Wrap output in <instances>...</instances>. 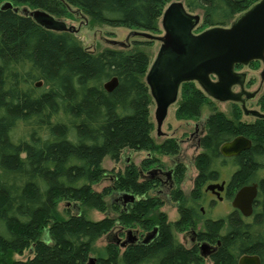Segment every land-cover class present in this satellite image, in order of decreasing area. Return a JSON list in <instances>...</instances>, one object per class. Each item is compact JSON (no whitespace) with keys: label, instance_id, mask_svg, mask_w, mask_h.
<instances>
[{"label":"trees","instance_id":"obj_1","mask_svg":"<svg viewBox=\"0 0 264 264\" xmlns=\"http://www.w3.org/2000/svg\"><path fill=\"white\" fill-rule=\"evenodd\" d=\"M3 1L56 18L76 9L99 24L145 31H159L169 3L183 1L189 12L202 11L200 33L229 26L260 0H0V264H87L92 254H97V264H204L198 247L186 249L177 234L198 226L205 185L224 176L229 197L255 182L259 192L252 216L233 209L199 230L201 239L220 242L211 264H239L244 254L259 255L264 264V118L244 122L237 106L232 119L213 109L200 139L203 150L195 159L192 196L185 197L180 187L175 190L181 217L168 221L159 211L163 201L152 194L155 179L143 175L160 162L157 157L139 167L131 162L113 175L103 165L106 158L119 161L127 149L171 156L180 152L174 138L157 143L152 136L148 53L134 47L95 54L72 31L47 29L31 13L1 8ZM114 77L118 85L108 91L105 85ZM179 95L180 112L195 118L214 102L196 81L183 82ZM239 135L252 140L251 148L224 156L221 146ZM185 172L181 163L178 183ZM108 176L113 183L96 190ZM116 194H133L137 200L123 209ZM91 210L118 215L96 220ZM119 224L149 231L159 226V231L149 244L122 246L115 240L96 249L97 241ZM25 251L32 256L14 258Z\"/></svg>","mask_w":264,"mask_h":264},{"label":"water","instance_id":"obj_2","mask_svg":"<svg viewBox=\"0 0 264 264\" xmlns=\"http://www.w3.org/2000/svg\"><path fill=\"white\" fill-rule=\"evenodd\" d=\"M1 8H14L11 2H5ZM17 11V8H14ZM31 15L40 25L56 31H74L63 20L49 12L36 9ZM202 19L200 14L188 11L183 1H173L166 7L161 24L165 31L156 59L151 64L146 76L152 97L156 103L155 119L159 133L168 115L169 107L177 102L183 82L196 81L212 99L227 102H241L244 114L264 118V113L247 107V101L256 97L258 90L245 89L248 73L236 70L237 65H249L255 60L262 61L261 79L264 81V0L252 5L240 14L229 26L210 27L195 33ZM215 77L216 79H213ZM118 85L114 77L105 88L113 91ZM239 85L241 90H233ZM252 140L244 135L225 142L221 153L226 157H235L250 149ZM151 172V171H150ZM225 183L210 184L207 190H223ZM135 200L133 194L125 195ZM258 196V184L241 187L232 201V206L243 216L250 217L254 212ZM125 200L129 199L125 197ZM132 231H129L131 234ZM158 228L148 233L141 244H149L157 238ZM137 237L128 236L122 246L128 245ZM203 256H209V244H202ZM87 264H97L91 257ZM239 264H261L256 254H244Z\"/></svg>","mask_w":264,"mask_h":264},{"label":"rangeland","instance_id":"obj_3","mask_svg":"<svg viewBox=\"0 0 264 264\" xmlns=\"http://www.w3.org/2000/svg\"><path fill=\"white\" fill-rule=\"evenodd\" d=\"M10 1H3L1 4ZM18 9L21 12L31 13L34 9L26 6L25 4H19ZM193 14H200L202 16V11L196 10L192 11ZM59 20H63L67 23L69 27H73L74 36L83 44L85 48L89 51H92L95 54L102 52L107 48H116V49H132L138 47L145 50L150 56L151 64L156 59L157 53L161 46V41L158 37H163L165 31L162 27L161 20L159 23V31H145L136 28H126L123 26H112L107 24H99L91 20L90 17L80 14L76 9L69 15L63 17H57ZM202 23V19L201 22ZM200 25V24H199ZM198 25V26H199ZM198 28V27H197ZM197 33V30H194ZM142 42L140 44H137ZM147 42V43H146ZM146 43V44H145ZM252 63V62H251ZM251 63L247 66L243 65L239 72L248 73L246 81V90L256 91L259 89L255 98L247 101V107L250 109L258 110L264 113L263 101H264V81L261 79V71L263 69V64L258 63L257 67H252ZM235 91L239 90V86L234 87ZM214 100V99H213ZM181 101V95L177 102L173 103L169 107L168 115L163 123L161 128V133L158 131L156 119H155V110L156 103L153 101L150 106L151 119L154 123V130L152 131V136L157 143H161L168 138H174L177 140L180 145V152L174 156L165 155L159 152L149 153L147 151H133L127 149L124 151L122 158L119 161H113L110 158H106L103 162L104 167L108 170L110 175H113L119 171H124L126 166L129 163H134L138 167L141 165L142 161L148 159L152 156H155L159 159L160 162H156L151 165L150 170L153 171L157 169L159 165H163L167 168L173 166L175 160L181 161L186 165V172L184 178L179 183V187L183 190L185 197L191 198L192 190L195 185V178L198 175V170L195 166L196 157L202 152V148L198 145V139L195 137L196 126L199 124L201 129V136L206 132V118L214 110L224 112L229 118H233V111L236 108L241 109L242 112V121L244 122H254L256 120L255 116H248L244 114L242 109V104L234 101L220 102L214 100L212 106H207L199 118H195L190 115H186L180 112L179 106ZM205 127V128H204ZM159 164V165H158ZM148 173H145V177ZM113 183L111 176H108L106 179L102 180L101 183L95 185V189L101 191L105 186H108ZM204 192V190H203ZM154 196H157L163 201V204L159 208V211L167 214L168 221H176L179 217L178 210L176 208L175 201L168 199L165 192H162L160 188L152 192ZM205 194V193H204ZM206 195V194H205ZM123 198L121 195L116 194L114 198ZM122 201V200H120ZM208 211V216L213 219L225 217L229 212H231L234 207L231 205V200L227 201H216L213 206H205ZM60 210L63 211L65 208V203L60 204ZM90 216L93 219L99 220L104 218L107 214L113 217H117V213L113 210H109L108 213H102L97 210H91ZM139 230V233L146 235L149 230H144L140 226H128L122 227L120 224L117 225L116 229L111 234H106L100 238L95 244L96 249H104L108 243L118 240L121 237L119 232H123V239H126L127 231L129 230ZM154 229H151L152 232ZM188 236V240H184V236ZM190 232H179L177 234L179 240L185 245L190 246ZM32 254L30 251H25L23 255H14V258L26 260L31 257ZM92 257H97V254H92ZM204 264H211V261L206 259Z\"/></svg>","mask_w":264,"mask_h":264},{"label":"flooded vegetation","instance_id":"obj_4","mask_svg":"<svg viewBox=\"0 0 264 264\" xmlns=\"http://www.w3.org/2000/svg\"><path fill=\"white\" fill-rule=\"evenodd\" d=\"M260 62L262 63V61H260ZM236 70L238 71V70H240V68H236ZM213 79H216V78L213 77ZM235 86H239V85H235ZM234 87H233V90L235 91ZM240 90H241V87L239 86V90L237 92H239ZM239 103H241V102H239ZM256 118H259V117H256ZM201 134L202 133H201L200 125L198 124L196 126V132H195V135L194 136L197 137L198 142H199L198 143L199 146H200V139L202 137ZM173 163H174L173 166L170 167V168H167V167H165L163 165H159L158 164L159 167L157 169H154L148 175H146L149 180H151L153 178L155 179L157 186L154 188V191H156L158 188H160L162 192H165V194L167 195L168 199H172V200H173V195L175 193V190L177 188H179V183L176 180V175H177V167L182 162L179 161V160H175ZM185 167H186V165H185ZM143 175L145 177V174H143ZM222 183H225V186H224V189L221 190V191H219L218 189H216L215 192L214 191H211V190H207V187L210 184H222ZM228 183H229V178L227 176L226 177L224 176L223 178H220L218 180L208 181V183L205 185V188L203 189L204 190V193L206 195L203 194V200H202V202L200 204L201 220H199L198 226L196 228L190 227L189 229L186 230L187 232L189 231L190 234H191L190 235L191 245L190 246H187V245H185L186 243H182L181 242L186 247V249H189V250L190 249H196V247H198L200 253L202 252V247H201L202 244L203 243H208L209 244V248H208L207 251H209L211 254L209 256H206V257L204 256V259L205 260L206 259H208V260L211 259V256L215 253V251L218 249V246L220 244V242H218V243H212L209 240L201 239L200 238L199 230H201L202 226H206L207 220H215V219L210 218L208 216V211H207V209H206L205 206H213V204H215L217 200L218 201H224V200L229 201V200H231V205H232L233 198L235 197V195H236L237 192L235 193V195H234L233 198L232 197H229L228 196V193H227ZM256 183L257 182L252 183L251 185L256 184ZM194 185H195V182H194ZM258 187H259V185H258ZM258 192H259V189H258ZM119 195H121V194H119ZM121 196H123V195H121ZM123 197H124V199L123 198L121 199L119 197V198H116L115 200H116V202L118 204H120L123 207V209H127V210L137 200V196H135V200H131V198L128 197V196H123ZM125 197H127L129 200L126 201L125 200ZM120 200H122V201H120ZM175 204H176V208H177L178 213H179V217H178V219H179L181 217L180 216V210H179L180 201H175ZM155 228H158V231H159V226H156ZM129 231H127L126 238H128L129 235L130 236L137 237V239L134 240V242H132V243H141V241L143 240V238L148 233H150V231H149V232L146 233V235H144L143 233H139L140 231L138 229L137 230L132 229L131 230L132 233L129 234ZM120 233H123V232H119V234ZM157 235H158V233H157ZM124 240L125 239H123V236L121 235V237L118 238V240H116V241H117L118 244H120V243L122 244ZM184 240L185 241L188 240V236L187 235L184 236ZM132 243H130V244H132Z\"/></svg>","mask_w":264,"mask_h":264}]
</instances>
